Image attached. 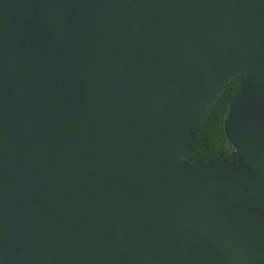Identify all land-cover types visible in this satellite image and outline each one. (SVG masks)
<instances>
[{
	"label": "water",
	"instance_id": "water-1",
	"mask_svg": "<svg viewBox=\"0 0 264 264\" xmlns=\"http://www.w3.org/2000/svg\"><path fill=\"white\" fill-rule=\"evenodd\" d=\"M0 264H264V0H0Z\"/></svg>",
	"mask_w": 264,
	"mask_h": 264
},
{
	"label": "trees",
	"instance_id": "trees-1",
	"mask_svg": "<svg viewBox=\"0 0 264 264\" xmlns=\"http://www.w3.org/2000/svg\"><path fill=\"white\" fill-rule=\"evenodd\" d=\"M239 83L240 77H236L228 83L226 90L213 106L210 115L199 124L200 147L187 160L189 163L205 162L212 156L227 154L233 149L225 135L224 121L229 103L234 97Z\"/></svg>",
	"mask_w": 264,
	"mask_h": 264
}]
</instances>
